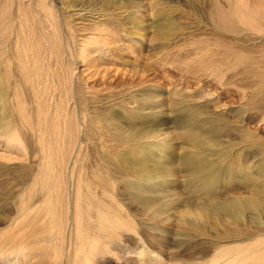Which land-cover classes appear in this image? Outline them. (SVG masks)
Listing matches in <instances>:
<instances>
[{
	"label": "rangeland",
	"instance_id": "1",
	"mask_svg": "<svg viewBox=\"0 0 264 264\" xmlns=\"http://www.w3.org/2000/svg\"><path fill=\"white\" fill-rule=\"evenodd\" d=\"M125 1L0 0V264H264V0Z\"/></svg>",
	"mask_w": 264,
	"mask_h": 264
},
{
	"label": "bare ground",
	"instance_id": "2",
	"mask_svg": "<svg viewBox=\"0 0 264 264\" xmlns=\"http://www.w3.org/2000/svg\"><path fill=\"white\" fill-rule=\"evenodd\" d=\"M125 4H127V2L125 1V0H120V8H123L124 6H125ZM130 6H132V5H135L134 3L133 4H129ZM128 5V6H129ZM82 10V9H81ZM84 10V9H83ZM92 10V9H91ZM90 11V10H89ZM132 23V22H131ZM155 23V22H154ZM166 23V22H165ZM157 25L159 26V25H162V27H163V23H161V22H158L157 23ZM122 26H124V25H122ZM140 26V27H139ZM154 26V25H153ZM120 27V26H119ZM124 27H126V26H124ZM123 27V28H124ZM131 27L132 28H135L136 30H140L141 29V25H139L138 24V26L136 25V24H134V23H132L131 24ZM161 28V27H160ZM125 29H127V28H125ZM124 31V30H123ZM161 34H165V35H167V33H164V32H161ZM164 37V36H163ZM99 40V39H98ZM100 41H101V39H100ZM103 41V40H102ZM97 43V42H96ZM102 43V42H101ZM101 43H99V44H101ZM103 45H104V47H105V44L104 43H102ZM97 45V44H96ZM107 45V44H106ZM99 47V45L98 46H96V49H99L98 48ZM103 47V46H102ZM126 50V49H125ZM96 51H98V50H96ZM103 51V50H102ZM102 51H100V52H102ZM99 53V52H98ZM106 55V54H105ZM102 56V55H101ZM104 58V57H103ZM105 59H106V57H105ZM120 59H122L121 61L124 63H127L128 62V59L127 58H121L120 57ZM143 120H145V118L143 119ZM148 120H149V118H148ZM150 121V126H153V125H155L156 124V121L157 120H149ZM205 144H207V142L206 143H204V144H201V145H199L198 147H197V149L195 150V152H184L183 154H182V156H181V159H180V163H182V169H184V170H186V171H190V172H192V173H196V174H199V176H201V182L200 181H198V183H200V184H204V185H208V184H210V181H211V179H210V174L212 173V169H211V167H208L207 166V162L205 161V160H207L206 158H203L205 155H210L209 153H206V151H207V147L209 146V145H205ZM146 150V149H145ZM163 149H161V150H158V153H155V152H152V154L151 153H149L150 155H142L144 152H147V151H144V152H142V156H139L138 155V153L134 156V158L132 159V160H129V168H130V173H132V174H137V176H138V178H140V179H142V181L143 182H145V181H147V182H151L152 180H155L156 181V178L154 177L155 176V173H157V172H159V173H162V171H164L166 168H163V167H160V165L158 166L157 165V163L159 162H162L163 161V159L164 158H166L167 156H165V154H166V152H167V150H166V152H165V150L164 151H162ZM199 150V151H198ZM205 151V155L203 154L202 155V152H204ZM138 152H140V151H138ZM148 154V153H147ZM154 154H160V155H158V157L159 156H161L160 157V159H159V161L158 162H155V166L154 167H157V168H153V170H152V174H150V171L148 172V174H143L142 172L143 171H146L147 169H145V166H146V164H147V161L148 160H150V156L151 155H154ZM200 154V155H199ZM218 165H219V163H218ZM222 165V164H221ZM219 168V167H218ZM156 169V170H155ZM217 170H219V169H217ZM225 170V169H224ZM228 173V172H227ZM231 173H234V172H231ZM237 173V172H236ZM235 173V174H236ZM238 173H240V172H238ZM243 173V172H242ZM228 175V174H227ZM161 180H159L158 182L156 181V183H158L159 185L161 184V182L163 181H165L166 180V178L162 175L161 176ZM249 177H248V175L244 172L243 173V179H244V182L248 179ZM167 181V180H166ZM193 182V181H192ZM194 183V182H193ZM198 183H194L195 185L196 184H198ZM92 184H94L95 186H98L101 190H104V191H106V187H107V180H106V178H105V176L104 175H100V174H95V176H94V178H93V181H91V183H88L87 184V189L89 190V191H91V186H92ZM136 185H137V183H136ZM157 185V184H156ZM194 185V186H195ZM204 185H202L203 187H201V188H204L205 186ZM158 186V185H157ZM86 190V189H85ZM206 191V190H205ZM87 192V191H86ZM104 193V192H103ZM88 194V193H87ZM90 194V193H89ZM88 198H90L89 196H85V200L86 199H88ZM254 198H255V196H254ZM253 200V199H252ZM252 202H254V201H252ZM250 203H251V201H250ZM249 204V203H248ZM141 205H144V206H146V205H148V202L147 201H143V202H141ZM140 205V206H141ZM254 205H256L255 203L254 204H252L251 206H253V207H255ZM91 206H93L94 208H95V206L94 205H91ZM89 208H91L90 206H88L87 207V209H89ZM103 209V208H102ZM102 209H99V210H97V212H101V210ZM224 209H227V208H225V207H221V206H215L214 207V210H224ZM88 210H86L85 209V212H87ZM257 211V210H256ZM85 225H86V222H85ZM82 246H83V243H82ZM82 252V251H81Z\"/></svg>",
	"mask_w": 264,
	"mask_h": 264
}]
</instances>
